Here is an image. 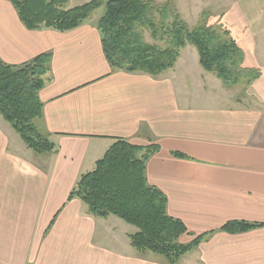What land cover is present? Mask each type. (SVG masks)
I'll return each instance as SVG.
<instances>
[{
  "label": "crops",
  "instance_id": "1",
  "mask_svg": "<svg viewBox=\"0 0 264 264\" xmlns=\"http://www.w3.org/2000/svg\"><path fill=\"white\" fill-rule=\"evenodd\" d=\"M173 3L189 27L211 11L222 14V25V6H232L244 66L261 77L246 88L226 87L202 69L192 46L158 76L112 71L95 24L29 31L0 0V60L20 66L51 56L35 126L55 145L50 154L34 153L0 116V264H167L130 245L134 227L68 200L116 140L158 146L146 180L166 197L168 216L185 226L180 242L207 234L177 264H264V0ZM229 222L261 227L221 231Z\"/></svg>",
  "mask_w": 264,
  "mask_h": 264
},
{
  "label": "trees",
  "instance_id": "2",
  "mask_svg": "<svg viewBox=\"0 0 264 264\" xmlns=\"http://www.w3.org/2000/svg\"><path fill=\"white\" fill-rule=\"evenodd\" d=\"M20 22L29 31L70 32L104 8L96 29L104 57L112 71L161 75L172 70L182 50L196 49L202 69L226 87L252 85L261 77L255 68L244 66V52L221 25L208 23L209 13L189 27L173 5V0H90L67 9L71 0H7ZM152 40L149 44L145 35ZM49 54L12 66L0 60V116L10 124L28 149L44 155L55 151L48 136L41 134L35 121L42 117L39 91L51 80ZM158 146L132 145L116 140L96 162L92 172L80 176L68 200L79 199L91 216L116 217L134 227L130 245L138 252L162 256L167 264H177L195 249L207 234L182 244L187 234L182 222L167 214L166 197L146 180V163ZM178 157H183L176 154ZM260 224L229 222L221 231L248 232Z\"/></svg>",
  "mask_w": 264,
  "mask_h": 264
},
{
  "label": "rangeland",
  "instance_id": "3",
  "mask_svg": "<svg viewBox=\"0 0 264 264\" xmlns=\"http://www.w3.org/2000/svg\"><path fill=\"white\" fill-rule=\"evenodd\" d=\"M88 2V0H71L67 5L66 8L67 9H71L80 5H83L84 3ZM163 3V2H161ZM174 5V3H173ZM175 7V5H174ZM210 10H213V7L210 6L209 8ZM222 11H224L226 13V17H224L223 21H222V25L225 26L227 29H229L231 32V36L232 38L237 42V44L239 45H244V41L243 40V33L238 32L239 28L236 26L235 22L238 21V19L236 18L235 13L233 12V7L229 6V5H224L222 6ZM104 13V8H100L98 10H96L92 16L90 17V19L88 20V22H91L93 24H97L98 19L103 15ZM209 13V18H208V23L212 24V25H221L220 23H218V21H220L219 19L221 18L220 16H222V14L220 12H207ZM234 14V15H233ZM235 19V20H234ZM233 21V22H232ZM233 23V25H232ZM221 25V26H222ZM189 26V25H188ZM145 40L147 43L152 44V40L150 39V37L146 34L145 35Z\"/></svg>",
  "mask_w": 264,
  "mask_h": 264
}]
</instances>
